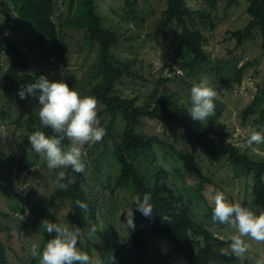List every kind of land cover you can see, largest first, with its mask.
Wrapping results in <instances>:
<instances>
[{
  "label": "rangeland",
  "instance_id": "1",
  "mask_svg": "<svg viewBox=\"0 0 264 264\" xmlns=\"http://www.w3.org/2000/svg\"><path fill=\"white\" fill-rule=\"evenodd\" d=\"M1 2L9 8L13 7L11 0ZM143 2L146 4L143 5ZM110 3L118 9L120 15L126 16L123 0H97V11L107 19L114 17ZM194 3L196 6L207 7L205 0H194ZM136 4L146 9L147 13L151 9L158 12L164 2L137 0ZM225 4L226 0H220L218 3L214 13L215 26L199 28L203 34L208 60L197 64L193 70L184 62L185 59L190 60L191 56L184 51H176L180 29L174 22L159 42L152 37V28L148 21L143 27L132 21L122 26L125 37L117 50L122 57L138 58L135 66L138 74L119 80L115 92L123 96L137 97V103L143 110L172 109L188 114L186 111L191 87L202 78H207L217 92L215 111L203 124L191 119L192 126L199 128L213 123L219 133L230 131L231 135L226 138L228 142L238 147L240 152L250 159L264 161V144L253 145L254 150L246 145L250 127L264 132V117L260 122V110L264 106V53L258 38L236 47L235 40L230 39L227 33L229 29L240 28L245 24L246 0H240L229 8H226ZM1 8L0 4V28L7 20ZM59 12L62 17L56 16L55 19L64 21L69 17L67 5L61 6ZM157 18L156 14L150 15V21L154 22ZM16 23L18 19H12L7 32L21 43L22 51L31 62L29 73L37 78L44 75L53 82L63 81L81 95H88V89L101 82L96 67L99 60L98 44H92L82 29L68 27L64 47L59 53L61 58L48 60L44 57L49 54L43 45H36V37L30 29L26 26H16ZM126 37L128 39H125ZM10 63L8 54L0 50V183L7 187L5 191L0 187V236L5 242L10 264H39V259L31 255L30 247L33 243L42 247L46 231L41 228L42 220L48 219L71 226L69 214L72 208L68 202L63 207H50L35 224V228L32 227L44 200L58 187L55 182L58 173L64 171L66 174L67 168L49 169L46 161L31 149L28 140L31 129L42 126L38 112L35 111L38 106L30 95L26 99H21L18 95L21 86L26 84L17 82L12 90L6 87L5 74ZM246 63L239 83L236 80L237 69ZM177 75H181L183 79L180 80ZM256 94L259 97L256 111L242 124V111ZM104 107L105 105L98 101V112ZM98 118L105 128L109 117L98 114ZM124 126L125 123L119 117L114 125L112 138L107 136L103 141L82 149V158L86 164L85 190L96 205L99 219L97 232L88 233L90 228L86 226L85 232L88 236L82 237V251L89 254L98 264H119L118 256L126 262L133 259V255L127 251L131 228L127 229L125 224L127 212H130L129 204L134 185L131 179L121 186L114 185L119 174L115 145L120 141ZM136 132L161 137L177 147L202 171L207 178L203 185L201 178L170 148L155 146L158 162L163 167L162 177L157 179L158 184L167 186L177 196L190 199L192 205L188 211L191 217L217 237L228 240L233 230L213 222L209 209L212 204L207 199L209 192L221 191L229 202L250 207L256 213L253 172L248 173L227 158L213 156L202 147L193 153L192 145L185 140L180 129H171L156 119L141 117ZM219 139L217 136L216 140ZM138 162L141 170H148L146 174L150 177L152 165L143 158ZM244 239L249 248L244 257L240 258L242 264H255L256 259L264 258V242H257L249 237ZM150 261L151 264H184L182 256L174 246L158 236L152 237ZM214 264L227 263L215 261Z\"/></svg>",
  "mask_w": 264,
  "mask_h": 264
},
{
  "label": "trees",
  "instance_id": "2",
  "mask_svg": "<svg viewBox=\"0 0 264 264\" xmlns=\"http://www.w3.org/2000/svg\"><path fill=\"white\" fill-rule=\"evenodd\" d=\"M13 7L9 8L1 2V10L5 12L7 20L0 28V50L5 51L10 58V67L5 74L6 87L12 90L14 84L21 82L28 84L37 78L29 73L30 60L21 49V43L7 32L11 20H17L16 26H26L30 29L38 47L44 46L49 54L44 57L48 60H59L60 51L64 47V39L67 35V28H80L84 31L85 37L92 44H98V77L101 82L93 84L88 89V95L102 102L105 107L98 114H105L109 117L105 130L106 135L113 137L114 125L117 119L125 123L124 130L120 134V141L115 145V155L119 163V174L114 185L121 186L126 181L132 180L134 190L129 210L133 211L135 229H130V245L127 251L133 255V259L127 261L118 256L119 264H151L150 254L152 251V237L158 236L171 243L182 256L184 264H214L215 261L227 264H242L241 259L234 255H220V249L230 243L227 239L217 237L211 230L197 223L189 213L192 205L190 199H184L175 195L167 186H160L157 179L162 177L163 167L158 162L155 146L170 148L174 154L178 155L202 180V185L207 181L202 171H200L191 159L187 158L177 147L167 143L157 135H147L136 132V126L141 117H150L163 122L169 128L180 129L185 140L193 147V153L199 147L204 148L213 156L227 158L232 164L240 165L248 173L253 172V193L254 207L256 214L264 210V161H255L246 154L241 153L239 148L226 140L231 132L219 133L213 123L196 128L192 126L189 114H182L172 109L143 110L137 103V97L123 96L116 93V85L123 77L137 75L135 69L138 58H125L118 53V46L124 40L125 31L121 30L125 26L134 22L143 27L147 21L152 28V37L160 41L161 36L174 22L180 29L176 51H184L191 56L184 62L191 70L196 65L208 60L207 49L203 43V34L199 30L200 26H215L216 17L214 15L220 0H205L207 7H200L197 11H189L184 6L185 0H163L164 4L155 12L151 9L146 13V9L137 6V0H123L126 16L120 15L117 8L111 3L109 7L113 11V16L107 19L102 16L96 7L97 0H11ZM240 0H226V8L236 5ZM247 20L245 24L236 29L227 31L229 38L234 39L236 47H241L248 41L259 39L260 48L264 53V0H246ZM146 2H143L145 5ZM67 5L69 17H62L60 7ZM148 6V5H147ZM59 12V13H58ZM63 12V11H62ZM58 14V15H57ZM156 14L158 18L150 21V15ZM16 16V17H15ZM117 19V20H116ZM116 20V22H115ZM113 23H116L115 25ZM125 39H128L126 37ZM44 54V53H43ZM43 57V55H41ZM247 66L241 65L237 69L236 80L241 83L243 70ZM171 70H173L172 66ZM188 68V69H189ZM181 80L183 77L177 75ZM264 84V79H263ZM34 99V98H33ZM259 97L256 94L249 105L242 111V124L246 118L255 113ZM39 107L38 96L34 99ZM261 119L264 117V106L260 110ZM32 132L43 130L47 135H52L50 128L32 127ZM219 136V141L216 137ZM27 142V141H26ZM66 147L68 141L63 142ZM140 158L152 165L151 176L141 170L139 166ZM64 183L68 184L67 190L57 187L43 202L40 213L36 217L35 224L44 216L50 207H63L68 202L71 203L70 212L71 226L78 227L85 232L86 226L94 228L97 232L99 219L95 203L89 198L86 190V175L76 173L69 167L66 172ZM0 187L5 191L7 187L0 183ZM145 193L151 196V203L154 207L151 217H145L133 203V198L137 195L143 197ZM80 200L88 205L87 210H82L75 205V201ZM212 213L213 205H209ZM162 217H167L164 220ZM220 226H224L219 224ZM52 237L45 231L43 249L46 242ZM84 241L81 238L77 247L82 250ZM0 264H10L5 251V242L0 236Z\"/></svg>",
  "mask_w": 264,
  "mask_h": 264
},
{
  "label": "clouds",
  "instance_id": "3",
  "mask_svg": "<svg viewBox=\"0 0 264 264\" xmlns=\"http://www.w3.org/2000/svg\"><path fill=\"white\" fill-rule=\"evenodd\" d=\"M185 8L195 12L198 10L194 0H185ZM18 95L26 99L29 95L34 99L38 96L39 107L35 110L43 128H50L52 135L43 130L32 132L29 137L31 149L46 161L49 169L71 168L76 173L85 171V161L82 158V149L85 146L102 141L106 135L105 128L98 118V101L90 95H81L73 87L63 81H50L41 75L22 85ZM216 90L210 85L207 78L194 83L190 89V100L187 113L192 120L202 124L208 120L215 111ZM67 140L65 147L63 142ZM264 144V132L255 127L248 129L246 145L253 149V145ZM254 150V149H253ZM66 174L60 171L56 177V184L62 190H67L64 183ZM209 203L213 205L212 220L226 225L233 230L229 235L230 244L220 249V255H234L243 258L249 245L245 237L257 242H264V210L257 215L250 207L227 200L221 191L207 194ZM136 208L145 216L151 217L153 205L151 196L145 193L143 197L137 195L133 198ZM76 207L87 210L88 205L80 200L75 201ZM164 220L167 217H162ZM126 228L135 229L133 211L127 212ZM41 228L52 238L44 245L42 251L37 243L30 247L31 255L39 259V264H98L89 254L80 250L77 245L84 233L78 227H69L67 224L52 222L44 219ZM90 231H95L90 228ZM211 264V262H210ZM255 264H264V258L256 259Z\"/></svg>",
  "mask_w": 264,
  "mask_h": 264
}]
</instances>
